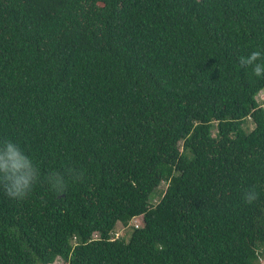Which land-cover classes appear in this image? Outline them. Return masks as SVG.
I'll return each instance as SVG.
<instances>
[{
    "label": "trees",
    "instance_id": "1",
    "mask_svg": "<svg viewBox=\"0 0 264 264\" xmlns=\"http://www.w3.org/2000/svg\"><path fill=\"white\" fill-rule=\"evenodd\" d=\"M257 49L264 0H0V139L41 169L0 264H264Z\"/></svg>",
    "mask_w": 264,
    "mask_h": 264
},
{
    "label": "clouds",
    "instance_id": "2",
    "mask_svg": "<svg viewBox=\"0 0 264 264\" xmlns=\"http://www.w3.org/2000/svg\"><path fill=\"white\" fill-rule=\"evenodd\" d=\"M240 64L250 66L256 78H264V49L240 57ZM44 178L54 190H63L66 185L65 176L56 170H49ZM40 179L41 169L33 156L18 141L12 138L0 139V189L4 194L12 200L22 201L30 195ZM257 198L255 189L249 190L244 196L249 204Z\"/></svg>",
    "mask_w": 264,
    "mask_h": 264
},
{
    "label": "rangeland",
    "instance_id": "3",
    "mask_svg": "<svg viewBox=\"0 0 264 264\" xmlns=\"http://www.w3.org/2000/svg\"><path fill=\"white\" fill-rule=\"evenodd\" d=\"M257 99H258L260 105L262 107H264V96L260 95V96H258ZM245 129L248 132L251 131L253 129V124L250 121H247V123L245 125ZM165 188H166L165 184H162V185L159 186V188L157 189V194L153 198V203H157V201H158V199L160 197V195H158V192L164 191ZM135 224L141 225L140 219H136V222L133 221V222L129 223L128 226H123L122 224L118 223L115 226V229H114V232H113L115 234L114 237L117 238L116 236H118V237H124L125 239H128L129 235L131 233L132 226H134ZM54 264H63V262H62V260L57 259Z\"/></svg>",
    "mask_w": 264,
    "mask_h": 264
},
{
    "label": "built area",
    "instance_id": "4",
    "mask_svg": "<svg viewBox=\"0 0 264 264\" xmlns=\"http://www.w3.org/2000/svg\"><path fill=\"white\" fill-rule=\"evenodd\" d=\"M260 95H263V96H264V89H263L262 91H260V93L258 94V96H260ZM257 98H258V97H257ZM257 100H258V99H257ZM258 102H259V101H258ZM136 219H140V218H135V219L132 220V222H133V221L136 222ZM139 226H140L139 224H135V225H134V227H136V228L139 227Z\"/></svg>",
    "mask_w": 264,
    "mask_h": 264
}]
</instances>
